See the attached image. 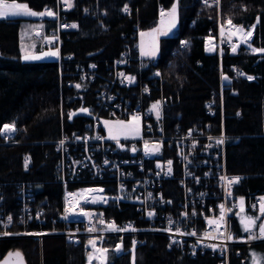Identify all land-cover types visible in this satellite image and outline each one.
<instances>
[{
  "label": "built area",
  "instance_id": "1",
  "mask_svg": "<svg viewBox=\"0 0 264 264\" xmlns=\"http://www.w3.org/2000/svg\"><path fill=\"white\" fill-rule=\"evenodd\" d=\"M201 3L218 7L219 0H201ZM45 9H50L55 16L20 15L0 20L24 18L38 23L32 35L39 45L58 49L60 117L65 115L67 121L72 122L73 119L68 118L72 112L88 119L69 132L63 130L50 141L56 153L53 179L61 190V210L57 214L47 212L41 202H37L31 182L16 180L11 201L5 191L7 183L0 182V237L41 240L45 236H62L73 245L84 239V264H107L110 254L118 256L132 250L145 235H161L169 246L189 258L206 254L215 259V264H229L231 254H239L238 247L263 244L264 239L249 240L250 233L245 232L244 227L247 217H260L251 228V234L260 236L259 226L264 224L260 202L264 193H240L238 186L242 176L228 171L226 159L224 90L229 88L230 95H236L230 88L231 82L249 81L247 77L252 75L236 66H229L226 71L221 63L223 49L228 50V55H237L240 51L258 52L253 51L258 48L252 44L255 22L236 26L229 18L216 15L215 31L209 37L214 41L218 59V88L211 90L203 101V113L208 119L197 120L180 130L169 125L168 116L172 120L179 119L180 113H170L175 102L165 93L158 56L147 59L139 55L137 26L133 27L131 39L123 43L118 55L102 68L92 60L69 64L71 55H60L63 35L72 30L70 25L74 24L66 16L69 7L58 1L55 7L43 6L32 11ZM162 11L164 8L158 6L156 13ZM239 27L243 31L241 36L235 33ZM248 32L252 33L250 37ZM45 37L53 40L46 41ZM185 41L187 43L182 45ZM189 43L190 40L180 38L169 54L175 56ZM126 78H133L132 82ZM157 101L160 102L159 117L155 111H149ZM81 108L87 109V114L80 113ZM129 116L142 122L138 137L105 138L101 117ZM234 116L242 118L239 111ZM12 135L3 136L5 144ZM221 138L223 143L217 144ZM60 141H64L63 145ZM157 147L159 151L155 150ZM25 158L29 164L30 157L23 158L24 164ZM233 177L241 179L232 183ZM239 197L245 199L244 211L238 208ZM66 207L72 209L67 214L68 219H64ZM82 211L90 215H81ZM128 212L131 213L127 216ZM149 212L154 215L149 217ZM123 214L126 217L120 216ZM110 225L126 230L114 231ZM30 226L36 227L29 229ZM8 227L18 230L7 231ZM91 228L95 231H89ZM89 241H94V245Z\"/></svg>",
  "mask_w": 264,
  "mask_h": 264
},
{
  "label": "trees",
  "instance_id": "2",
  "mask_svg": "<svg viewBox=\"0 0 264 264\" xmlns=\"http://www.w3.org/2000/svg\"><path fill=\"white\" fill-rule=\"evenodd\" d=\"M6 1L25 3L33 10L55 7L58 3L57 0ZM172 2L72 0L66 16L77 27L63 35L60 55H71L69 64L92 60L102 68L118 55L123 43L131 39L134 26L139 29L150 26L157 20L158 6L167 9ZM177 3V28L172 36L159 39L158 58L165 93L175 102L170 113H180L179 119L172 120L168 116L169 125L182 130L197 120L208 119L203 113V101L211 90L218 88L216 53H206L204 49L205 38L215 31L217 13L240 26L256 22L253 44L264 49V0H219L218 7L204 5L201 0H177ZM125 5L127 12L123 10ZM25 20H0V128L5 124L15 125V131L8 133H13L8 144L3 137L7 133L0 134V182L7 183L8 201L13 198L16 180L31 182L37 202L40 201L47 212L57 214L61 210V190L53 179L56 153L50 141L63 130L69 132L77 128L88 118L74 115L69 122L65 115L60 117L57 60H20L19 29ZM180 38L190 43L171 56L169 51ZM221 63L226 71L229 66H236L254 77L249 81L231 82L230 88L236 95H230L229 88L224 90L228 171L242 176L238 186L240 193H264V52L240 51L237 55L225 52ZM237 111L241 119L234 116ZM216 122L218 125L219 121ZM27 155L30 163L25 167L23 158ZM16 230V227L7 228L11 232ZM84 244V239L73 245L62 236H45L41 240L0 237V258L19 252L26 264H84ZM238 249L239 254H231L229 264H250V251H258L264 258V243ZM132 258L133 264H215V259L206 254L189 258L169 246L161 235L143 236L132 250L118 256L110 254L107 264H131Z\"/></svg>",
  "mask_w": 264,
  "mask_h": 264
},
{
  "label": "rangeland",
  "instance_id": "3",
  "mask_svg": "<svg viewBox=\"0 0 264 264\" xmlns=\"http://www.w3.org/2000/svg\"><path fill=\"white\" fill-rule=\"evenodd\" d=\"M65 3V0H61ZM177 0H173L172 4ZM21 3L16 1L6 2L5 5ZM72 3V0H71ZM172 4L166 9L164 8V15L157 14L160 17H157V20L150 26L140 29L138 33V43H139V55L142 58H156L159 55V39L161 37L172 36L175 33V29L166 36L160 35L161 31H166L171 23V16L169 15ZM208 4V3H207ZM68 5V4H67ZM206 5V4H205ZM212 5V4H211ZM216 6V5H215ZM29 10H32L28 7ZM5 11L9 9L5 8ZM219 14V13H217ZM236 24V23H235ZM177 25H178V3H177ZM22 26V27H21ZM19 29V53L20 60L23 62H35V61H56L58 58V49L57 47H47L43 48L39 45V41L34 38L32 35L33 29L37 28L39 25L36 21L32 19H26ZM236 26H239L236 24ZM143 33V35H142ZM235 33L239 36L243 34L241 27L235 30ZM44 40H53L51 37H45ZM214 41L211 37H206L204 42V49L208 53L214 52ZM56 52L57 55H46V53ZM145 53L142 55L141 53ZM155 53V55H152ZM25 55L37 56L39 59H30L24 60ZM80 113L87 114V112L82 111V108L79 110ZM101 126L105 133V138L110 140H122V139H133L140 135L142 131L141 120L135 116H129L128 118H112V117H101L100 118ZM264 131V130H263ZM238 208L240 211L245 209V199L239 197L237 199ZM250 264H264V258L258 251H250L249 256ZM131 264H133V258L131 259Z\"/></svg>",
  "mask_w": 264,
  "mask_h": 264
},
{
  "label": "snow or ice",
  "instance_id": "4",
  "mask_svg": "<svg viewBox=\"0 0 264 264\" xmlns=\"http://www.w3.org/2000/svg\"><path fill=\"white\" fill-rule=\"evenodd\" d=\"M65 3L68 4V7H72V4H71V0H65ZM7 8L9 9V11H5L4 9ZM125 12H127L129 9H128V6L125 5L124 6V9H123ZM87 11V10H85ZM162 15H164L163 11L161 13ZM20 15H28V16H44V15H49V16H55V13H53L50 9H45V11H42V12H36V11H32V10H29L27 5L26 4H21V3H13V4H9V5H5L4 4V0H0V18H11V17H15V16H20ZM169 15L171 16V23L169 24V27L166 31H161L159 34L160 35H163V36H166V35H169L173 29L176 28L177 26V3L174 2L172 4V7L170 9V12H169ZM230 23V21H229ZM70 27L72 28H76L77 25L76 24H72L70 25ZM254 27V26H253ZM143 35V33H142ZM247 35L250 37L252 35L251 32H248ZM182 45L183 44H186L187 42H181ZM253 51H260V52H264V49H253ZM142 55H144L145 53H141ZM46 55H52V56H55L57 55L56 52H50V53H46ZM152 55H155V53H152ZM40 57H37V56H29V55H25L23 57L24 60H30V59H39ZM239 75H244L243 73H238ZM123 75V74H121ZM157 75H159V73H157ZM129 80V83L132 82V79L133 78H126ZM225 79H227L225 77ZM248 80H252L254 79V77L252 76H248L247 77ZM77 87H80V85H76ZM147 91V89H145ZM159 107H160V102L157 101L156 103H154L151 108L149 109V111H155L156 112V115L157 117H159L160 115V112H159ZM82 111L84 112H87L88 110L87 109H82ZM75 115V113H72L70 112L68 114V118L71 119L73 116ZM237 115H239V113H237ZM15 131V125L14 124H5L3 125V128H0V134H6V133H11V132H14ZM7 138V136H6ZM211 139V138H210ZM64 141H60V144L63 145ZM223 143V138L221 139H218L217 140V144H221ZM156 151H159V148L157 147L155 149ZM105 163L107 164L108 162L105 161ZM169 165H171V161L168 162ZM27 164H28V158H25V167H27ZM171 172V167H169V173ZM167 174V173H166ZM241 178L240 177H233L232 178V183H236V182H239ZM151 195V194H150ZM117 199H120V198H117ZM93 202H96V201H93ZM255 207V206H254ZM221 208L223 209V206H221ZM72 211L71 208L69 207H66L65 208V213L66 215L64 216V219H68V213H70ZM230 211V210H229ZM81 215H90V213H86V212H81L80 213ZM260 214L261 216H264V198H261V202H260ZM154 215L153 212H149L148 213V216L149 217H152ZM223 212H222V215H221V219H223ZM260 219V217H247V223L245 224V227H244V231L245 232H248L250 233L249 236H248V239L249 240H253V239H264V224H261L259 226V231H260V236L257 237L255 236L254 234H251V228L252 226L255 225L256 223V220ZM11 222V217H9V223ZM101 223H104L103 220L100 221ZM171 223V221H169ZM242 223H244V221L242 220ZM111 228V230H114V231H117V230H126V229H116L114 226L110 225L109 226ZM89 231H95L94 228H91L89 229ZM179 231V230H177ZM182 234V233H181ZM192 235H195V233H191ZM229 240L232 239L231 236L228 237ZM90 244H93L94 245V241H89ZM135 243V242H134ZM120 246L118 245L117 246V250H119ZM106 251V250H104ZM89 259L91 260L92 257L90 256Z\"/></svg>",
  "mask_w": 264,
  "mask_h": 264
},
{
  "label": "water",
  "instance_id": "5",
  "mask_svg": "<svg viewBox=\"0 0 264 264\" xmlns=\"http://www.w3.org/2000/svg\"><path fill=\"white\" fill-rule=\"evenodd\" d=\"M0 264H26L19 252H10L0 258Z\"/></svg>",
  "mask_w": 264,
  "mask_h": 264
},
{
  "label": "bare ground",
  "instance_id": "6",
  "mask_svg": "<svg viewBox=\"0 0 264 264\" xmlns=\"http://www.w3.org/2000/svg\"><path fill=\"white\" fill-rule=\"evenodd\" d=\"M57 1H61V0H57ZM251 24H254V23H251ZM251 24H249V25H251ZM255 27H256V22H255V25H254V30H255ZM138 29H139V28H138ZM139 30H140V29H139ZM253 36H254V32H253ZM207 37H208V36H207ZM179 40H180V39H178L176 45H174L175 47L178 45ZM204 42H205V41H204ZM252 44H253V37H252ZM253 45H254V44H253ZM225 52L228 54V50H227V49H223L221 55L224 54ZM218 80H219V79H218Z\"/></svg>",
  "mask_w": 264,
  "mask_h": 264
},
{
  "label": "crops",
  "instance_id": "7",
  "mask_svg": "<svg viewBox=\"0 0 264 264\" xmlns=\"http://www.w3.org/2000/svg\"><path fill=\"white\" fill-rule=\"evenodd\" d=\"M206 52V51H205ZM206 53H208V52H206Z\"/></svg>",
  "mask_w": 264,
  "mask_h": 264
}]
</instances>
